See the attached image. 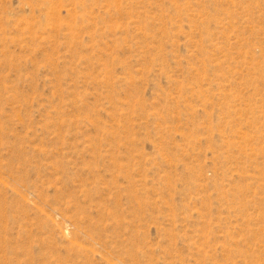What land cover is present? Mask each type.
Segmentation results:
<instances>
[{
    "label": "rangeland",
    "instance_id": "obj_1",
    "mask_svg": "<svg viewBox=\"0 0 264 264\" xmlns=\"http://www.w3.org/2000/svg\"><path fill=\"white\" fill-rule=\"evenodd\" d=\"M0 264H264V0H0Z\"/></svg>",
    "mask_w": 264,
    "mask_h": 264
}]
</instances>
